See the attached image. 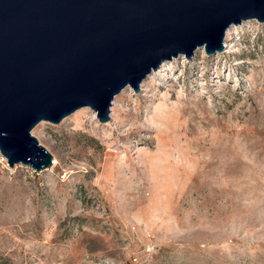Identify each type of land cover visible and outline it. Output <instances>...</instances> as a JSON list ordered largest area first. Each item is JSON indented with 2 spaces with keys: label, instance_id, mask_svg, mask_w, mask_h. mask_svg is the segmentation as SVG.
Returning <instances> with one entry per match:
<instances>
[{
  "label": "rangeland",
  "instance_id": "obj_1",
  "mask_svg": "<svg viewBox=\"0 0 264 264\" xmlns=\"http://www.w3.org/2000/svg\"><path fill=\"white\" fill-rule=\"evenodd\" d=\"M234 26L225 53L123 89L108 122L31 131L56 164H0V264H264V23Z\"/></svg>",
  "mask_w": 264,
  "mask_h": 264
},
{
  "label": "water",
  "instance_id": "obj_2",
  "mask_svg": "<svg viewBox=\"0 0 264 264\" xmlns=\"http://www.w3.org/2000/svg\"><path fill=\"white\" fill-rule=\"evenodd\" d=\"M264 23V0H0V153L39 173L53 157L31 131L81 108L110 120L163 62L223 51L228 28Z\"/></svg>",
  "mask_w": 264,
  "mask_h": 264
},
{
  "label": "bare ground",
  "instance_id": "obj_3",
  "mask_svg": "<svg viewBox=\"0 0 264 264\" xmlns=\"http://www.w3.org/2000/svg\"><path fill=\"white\" fill-rule=\"evenodd\" d=\"M235 28V26L233 25V26H231L230 28H228L227 29V31H226V33H225V42H224V53L226 52V50H227V48H228V46H227V40H229V35H230V33L232 32V30ZM165 66V63H162V65L160 66V71H161V69H163V67ZM115 106V103H113V108L111 109V111H113L114 110V107ZM55 161L53 162V167L55 166Z\"/></svg>",
  "mask_w": 264,
  "mask_h": 264
},
{
  "label": "built area",
  "instance_id": "obj_4",
  "mask_svg": "<svg viewBox=\"0 0 264 264\" xmlns=\"http://www.w3.org/2000/svg\"><path fill=\"white\" fill-rule=\"evenodd\" d=\"M0 164H2V165H7V161H6V159L1 155V153H0Z\"/></svg>",
  "mask_w": 264,
  "mask_h": 264
}]
</instances>
